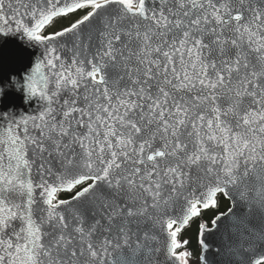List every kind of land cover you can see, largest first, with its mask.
I'll return each mask as SVG.
<instances>
[{
	"label": "snow or ice",
	"instance_id": "snow-or-ice-1",
	"mask_svg": "<svg viewBox=\"0 0 264 264\" xmlns=\"http://www.w3.org/2000/svg\"><path fill=\"white\" fill-rule=\"evenodd\" d=\"M0 35L41 49L0 114V264H191L193 224L199 264L221 230L264 264V0H0Z\"/></svg>",
	"mask_w": 264,
	"mask_h": 264
},
{
	"label": "water",
	"instance_id": "water-1",
	"mask_svg": "<svg viewBox=\"0 0 264 264\" xmlns=\"http://www.w3.org/2000/svg\"><path fill=\"white\" fill-rule=\"evenodd\" d=\"M41 56V49L29 46L20 35H0V86L11 83L14 75L23 83L25 77L34 67L35 61ZM37 106L35 99L28 100L23 87L19 91L13 86L6 90L0 98V114H29ZM209 250L206 254L207 264H227V257L217 251L227 242L223 230L209 233L205 237ZM202 254V253H201Z\"/></svg>",
	"mask_w": 264,
	"mask_h": 264
},
{
	"label": "trees",
	"instance_id": "trees-1",
	"mask_svg": "<svg viewBox=\"0 0 264 264\" xmlns=\"http://www.w3.org/2000/svg\"><path fill=\"white\" fill-rule=\"evenodd\" d=\"M80 15L79 13L76 16H71L70 18L67 19H62L57 21V23L59 24L58 29L69 25L70 23H72V20H75L77 18V16ZM53 29V28H51ZM51 29H49V31H51ZM229 206V202L228 201H222L221 204V211H224L228 208ZM209 217L212 215V213L208 214ZM185 239H188L190 241L189 243V250L193 251L196 255L193 257L192 259V264H199V261L197 259V257L201 254V250H200V246L197 243L196 240V225L193 224L188 230L187 233L184 236Z\"/></svg>",
	"mask_w": 264,
	"mask_h": 264
},
{
	"label": "clouds",
	"instance_id": "clouds-1",
	"mask_svg": "<svg viewBox=\"0 0 264 264\" xmlns=\"http://www.w3.org/2000/svg\"><path fill=\"white\" fill-rule=\"evenodd\" d=\"M18 78L16 76L11 77V83H5L3 86H0V98L3 97V94L6 90H10L13 86H15L16 90L19 91L20 88L17 87Z\"/></svg>",
	"mask_w": 264,
	"mask_h": 264
},
{
	"label": "rangeland",
	"instance_id": "rangeland-1",
	"mask_svg": "<svg viewBox=\"0 0 264 264\" xmlns=\"http://www.w3.org/2000/svg\"><path fill=\"white\" fill-rule=\"evenodd\" d=\"M73 21H74V20H72V22H73ZM58 26H59V24L56 23V24H55V28L51 29V31L58 30Z\"/></svg>",
	"mask_w": 264,
	"mask_h": 264
}]
</instances>
